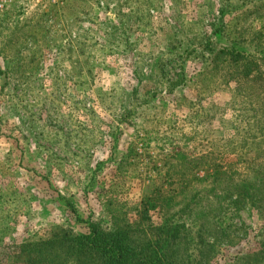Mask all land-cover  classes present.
Here are the masks:
<instances>
[{
  "label": "rangeland",
  "instance_id": "rangeland-1",
  "mask_svg": "<svg viewBox=\"0 0 264 264\" xmlns=\"http://www.w3.org/2000/svg\"><path fill=\"white\" fill-rule=\"evenodd\" d=\"M239 192H264V0H0V264L95 228L264 264Z\"/></svg>",
  "mask_w": 264,
  "mask_h": 264
},
{
  "label": "trees",
  "instance_id": "trees-1",
  "mask_svg": "<svg viewBox=\"0 0 264 264\" xmlns=\"http://www.w3.org/2000/svg\"><path fill=\"white\" fill-rule=\"evenodd\" d=\"M242 196L247 199L249 202L260 201L264 198V192H249L244 194L239 192L236 196ZM150 202V199L148 200ZM145 209L144 214L147 215V211L150 208L148 203H144ZM154 207V204L150 205ZM191 212V210H187ZM184 213V212H183ZM127 232L129 231L126 230ZM117 232L115 234H107L95 228L91 232L82 234L81 236L69 235L65 233V239L59 241L56 245L51 243L49 239L45 241H36L31 248H28L26 255L28 256L27 264H78V259H75V252L83 250L86 252V260L90 264H185L189 263L188 256H183L182 253L174 259L168 260L166 263L161 261V253H156V256L153 257L151 254L156 245H153V241H149L147 244H143L142 248L138 253L133 254V239H130L127 232ZM165 233V236L168 235L167 230H162ZM169 231V230H168ZM157 242L160 240L157 238ZM177 244V242H176ZM67 250L68 259L61 258L60 252L64 249ZM36 251V252H35ZM146 252V253H143ZM175 256V255H174ZM138 257V258H135ZM243 261V258H242Z\"/></svg>",
  "mask_w": 264,
  "mask_h": 264
}]
</instances>
